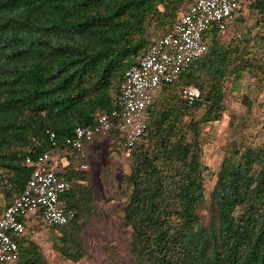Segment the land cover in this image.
<instances>
[{
    "label": "trees",
    "instance_id": "16d2710c",
    "mask_svg": "<svg viewBox=\"0 0 264 264\" xmlns=\"http://www.w3.org/2000/svg\"><path fill=\"white\" fill-rule=\"evenodd\" d=\"M194 1L0 0V207L29 176L24 156L50 149L46 130L60 140L76 126H90L94 113L113 110L124 71ZM247 9L263 30L258 39L232 44L212 25L206 52L183 73L196 74L186 84L198 88L199 98L191 105L174 98L155 104L170 84L162 86L144 132L127 156L121 148L129 169L117 188L120 229L128 233L133 264H264V146L233 141L207 195L200 160L199 128L221 119L227 84L234 88L256 65L264 68L248 49L264 48V0ZM240 100L250 107L246 94ZM183 110H192L187 122ZM108 135L123 145L118 131ZM86 171L65 174L71 186L59 200L73 210V219L46 225L52 248L73 263L87 254L79 221L94 211ZM26 241L20 240L16 264H49L33 243L24 247ZM110 261L117 264L112 255Z\"/></svg>",
    "mask_w": 264,
    "mask_h": 264
},
{
    "label": "built area",
    "instance_id": "2783aa9c",
    "mask_svg": "<svg viewBox=\"0 0 264 264\" xmlns=\"http://www.w3.org/2000/svg\"><path fill=\"white\" fill-rule=\"evenodd\" d=\"M253 1L195 0L169 31L150 38L147 50L124 71L113 110L94 113L90 126H76L60 140L46 130L50 149L24 156L29 176L20 193L0 213V264L18 262L19 243L27 234L28 217L34 216L45 225H62L73 219V210L59 200L71 186L65 174L71 169L88 170L89 146L100 140L113 141L108 135L111 129L123 138L127 156L147 127L148 108L157 92L164 85L178 83L189 65L206 52L207 30L214 25L218 34L224 32L228 23ZM179 93L187 105L200 96L198 88L190 84L181 85ZM32 140L34 146L40 144L39 139ZM54 150L60 151L56 154ZM79 158L85 162H79Z\"/></svg>",
    "mask_w": 264,
    "mask_h": 264
},
{
    "label": "rangeland",
    "instance_id": "374dc122",
    "mask_svg": "<svg viewBox=\"0 0 264 264\" xmlns=\"http://www.w3.org/2000/svg\"><path fill=\"white\" fill-rule=\"evenodd\" d=\"M240 14L241 20L228 25L225 31L218 35L220 39L237 44L238 41H243V38L254 36L256 41L263 33V30L254 26V13L247 9ZM248 49L250 56L264 64L262 46L255 44ZM261 69L264 68L256 65L249 73L243 75L240 83L234 88L228 83L221 119L202 124L199 128L200 160L206 168L205 195L214 184V174L233 141L242 140L244 144L255 148L264 146V72ZM195 75L192 72L183 74L178 83L163 88L158 93L155 104L169 98L179 102L180 86ZM241 94L248 96L249 108L240 100ZM167 104L163 103V106ZM154 107L157 108L158 105ZM191 111L183 110V122L188 121ZM120 142L121 140L116 139L100 140L88 148L89 168L86 172L89 174V186L93 192L94 211L79 221L86 256L75 263L60 257L51 246L49 229L42 220L34 216L28 217L27 241L24 242V247L33 243L42 251L49 264H111V255L117 264H133L126 250L128 233L120 229L123 198L118 196L117 188L122 175L129 169V158L123 154V145L122 142L120 145ZM1 204L3 202L0 197V206ZM205 213L204 209L200 211L202 216Z\"/></svg>",
    "mask_w": 264,
    "mask_h": 264
}]
</instances>
